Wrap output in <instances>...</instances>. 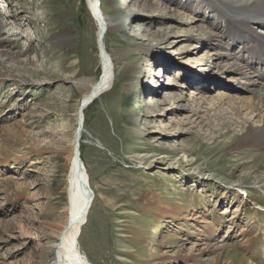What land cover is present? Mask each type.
Returning a JSON list of instances; mask_svg holds the SVG:
<instances>
[{"label":"rangeland","instance_id":"1","mask_svg":"<svg viewBox=\"0 0 264 264\" xmlns=\"http://www.w3.org/2000/svg\"><path fill=\"white\" fill-rule=\"evenodd\" d=\"M102 1L104 11L111 8ZM113 5L125 8L126 0H113ZM145 13L139 12L143 16L139 24L150 28L148 33L139 34L136 29L124 35L113 30L105 37L107 50L122 56L123 64H115L111 90L84 112L87 133L82 134L80 151L96 197L80 236L81 250L90 264H185L176 258L182 241L183 255L199 256L205 251L202 264H237L241 258L243 264H264V192L251 186L264 176L263 154L245 147L235 149L243 128L257 127L258 118L241 109V117L248 122L229 125L232 110L227 100L222 108L205 107L197 115L164 112L162 121L142 116L149 113L146 104L162 101V94L156 92L159 85L183 97L196 90L209 100L224 94L233 101L250 98L247 87L232 83L237 75L219 74L216 68L227 62H220L222 54L229 52L231 61L243 51L233 50L225 38L214 37L216 32L200 29L207 21L200 14H195L191 27L176 32L172 20L152 21ZM0 17L11 23L0 34V61L11 67L4 70L0 64V77L8 76L0 79V184L11 183L8 192L0 194V264H32L35 240L12 235L10 226L30 209L38 217L35 224L41 226L32 231L47 236L46 243L50 234L44 227L63 222L53 211L57 202L64 206L52 187L64 175L62 162L53 152L72 148L74 115L81 101L73 79L100 77L98 26L85 0H0ZM14 24L31 34V42L22 35H8ZM130 39L138 44L137 50L145 45L153 54L171 58L170 70L159 80L149 74L140 56L128 54L133 48ZM139 60L145 74L136 79L132 70ZM205 67L209 76L221 81L193 84L191 69ZM171 78L178 82L174 88V83H168ZM134 117L137 120L132 121ZM169 120L179 122L181 128L170 133ZM166 125L157 143L153 142L156 135L137 137L141 127L156 131ZM38 149L41 156L34 153ZM152 149L157 156H167L162 165L131 161L132 156L152 153ZM160 205L169 210L183 207V212L159 219ZM185 210L190 212L185 214ZM215 230L221 239L211 237ZM205 231L208 235L200 237ZM247 240L250 243L242 246ZM152 241L158 244L151 245ZM218 246L232 251L219 256ZM151 256L156 257L152 263Z\"/></svg>","mask_w":264,"mask_h":264},{"label":"bare ground","instance_id":"2","mask_svg":"<svg viewBox=\"0 0 264 264\" xmlns=\"http://www.w3.org/2000/svg\"><path fill=\"white\" fill-rule=\"evenodd\" d=\"M85 1L98 26L97 40L102 70L100 77L96 80L95 78L73 79V85H75L73 88L80 94L81 101L76 114L74 115L76 128L72 140V148L67 152H53V155L57 154V159L62 162L64 172V175H59L57 177V180H55L56 184H52V187L56 192L55 195L57 194V196L62 199L64 206L61 207L59 205L60 203L57 202L53 205V211L57 217L60 216L63 219V222L55 223L47 228L44 227L43 230H45V233L48 232L47 234H50L48 237L49 242L46 243L45 240H47V236H43L41 232L40 234L37 231H32V229L37 230L41 228V226L35 224V219L37 220L38 217L31 215L32 213H30V209L23 211L22 215L18 216L10 226V230L13 233L12 235L15 233L18 238L25 241H27V238L29 237L32 240H35V243L31 247L32 264H41L43 261L48 262V264H90L89 260L81 250L79 241L83 227L88 223L89 211L91 210L94 198L96 197L91 187L88 171L82 160L80 151L81 142L83 140L82 134L87 133L85 129L84 112L98 98L111 90L116 78L115 64L118 62L123 64L124 58L122 56L107 50L104 43L107 34L113 30L121 31L124 35H129V31H134L136 29L139 31V34L149 32L150 28L144 26V24H139L143 21V16L139 14V12H146L144 16L153 19L152 21L159 20L160 18L172 20L171 24L173 23V25L176 26V32H179L178 29L180 30L182 27H191L194 24L192 19L195 18V14L202 15L207 21L204 24L199 25L200 29L208 30L211 34L216 32L214 37H217L218 39L225 38L233 50L242 49L243 51L242 53H235V58L231 61H229L231 58L229 52L222 54L223 61L220 59V62H224L225 59L227 62H225L224 66L219 63L216 65L219 74L224 75L232 73L237 75V78L233 79L232 83L235 82L240 86L247 87L248 89H246V92L251 94L250 98L235 99L234 101L228 94H224L216 100H209L208 98L203 97V92L189 90L190 93L185 94L183 97L171 92L173 90L170 88L165 89V87H160L161 85L158 86V82H156L155 86L159 87L156 92L162 94V101L159 103V101L155 100L154 103L146 104L145 106L149 113L142 116L151 119L159 117L162 121L164 112L172 114L175 112L186 111L193 115H197L202 112L201 110L205 107H208L210 110L222 108L225 105L224 100H227V104L232 110V115L228 117V119H230L228 120L229 125H235L237 122H240L239 120L248 122L246 118L241 117V109L248 110V115H255V118H258L259 122L257 127L247 125L243 128L240 142L235 146V149L245 147L250 150H260L262 151L261 154H263L261 156L264 159V0H126L125 8H117L113 5V0H105V2L111 6L110 9L105 11L102 9L104 3L102 0ZM20 17L22 16H17V18ZM201 22H203V20ZM9 24H11L9 23V18L0 17V34L4 29L8 28L7 26ZM16 25L18 24H14L15 27ZM7 31L10 30L8 29ZM176 32L172 31L170 34ZM152 34L153 32L150 33V35ZM8 35L12 37L22 35L27 41L31 42L32 40L31 34L27 33L25 30H21L19 27L11 30ZM212 37L213 36L210 35L208 36V39ZM129 44L132 45L133 48L130 49L128 54L131 56H140L141 60L145 62L146 68H150L147 69V72L152 76L154 75L158 80L170 70L171 58L168 56L153 54L149 49L150 47L145 45L139 46L140 50H137L138 44L132 42V39H130ZM182 52L188 53V51L184 50H182ZM238 57L242 58L241 61H239ZM217 60L219 61V59ZM257 63L260 64V68L255 67V64ZM0 64H2L1 61ZM141 64L142 63H140L139 60L140 66H133L132 73H135L136 76L133 77L136 79H139L141 74H145L141 71ZM158 65L160 68L153 71V68ZM125 66H127V64H125ZM2 67L4 70H11V67L5 62L2 64ZM206 69L207 67L200 71L191 69L190 75H192L191 77L194 79L191 80V82L193 84L197 82L198 84L206 85L211 82L217 83V81H221V78L219 79L215 76H209ZM7 78L8 76L6 75L0 77V79ZM168 83H174L172 84L174 85L172 86L173 88L178 84V82L172 78ZM149 85L151 87L152 84L149 83ZM134 86L138 87V84L135 83ZM185 98L188 101L187 103L184 102ZM157 104L165 106V108H159ZM236 105H239V107H235ZM187 119L188 118H186L185 123ZM134 120H137V117L132 119V121ZM149 122H151V120L146 123L147 126ZM169 123L172 124L170 133L178 131L181 128L179 122L176 123L173 120H169ZM147 126L138 129L139 135H133L134 138L136 136L138 138H145L148 133L156 135L153 138V142L157 143L164 136L163 133L168 128V125L160 126L158 127V130L151 131ZM98 146L101 148V143L98 142ZM154 151L155 150L152 149L150 151L152 153L137 154L130 159L133 163L135 162L138 165L145 164L146 162L151 166L162 165L163 163L161 160L166 159L167 156H157L154 154ZM34 153L36 156L42 155L41 149L36 150ZM44 159L45 158H43V160ZM10 184L11 183H8L7 187L0 184L1 195L3 192H8L7 188H9L8 185ZM251 186H253L254 189L263 190L264 192V176H258ZM49 187L51 188V186H48V188ZM244 192L246 193V191ZM38 206H40V204H38ZM177 212H179V214L180 212L182 213L183 207L169 210L168 206L160 205L158 208L159 219L163 218V216ZM189 212V210L184 211L185 214ZM174 218L177 220L178 216H175ZM185 218L187 219V217ZM189 219L191 218L189 217ZM206 235L208 234L205 231L200 237L203 238ZM210 235L212 238L221 239L219 232H216V230L212 231ZM220 242L218 241L217 244ZM245 242L250 243V240L244 241L241 245L245 246ZM153 244L157 245L158 243L152 241L151 245ZM247 246L250 245L248 244ZM177 247L179 249L176 253L177 255L174 253L177 256V259L182 258L185 264L193 262L196 264H202L203 261L201 258L203 254H206L205 251L200 252L199 256L194 255L192 252L190 255H183L181 252L185 250V244L181 241ZM216 249L220 251L219 256H227V254L232 251L224 246H218ZM155 258L156 257L151 256L149 261L152 263ZM244 261L243 258L239 260L242 264L245 263ZM239 262L236 263L240 264ZM15 264L27 263L17 261Z\"/></svg>","mask_w":264,"mask_h":264}]
</instances>
